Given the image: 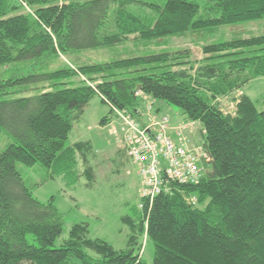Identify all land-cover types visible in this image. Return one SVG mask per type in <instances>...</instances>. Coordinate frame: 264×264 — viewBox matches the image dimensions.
<instances>
[{
    "label": "trees",
    "instance_id": "obj_1",
    "mask_svg": "<svg viewBox=\"0 0 264 264\" xmlns=\"http://www.w3.org/2000/svg\"><path fill=\"white\" fill-rule=\"evenodd\" d=\"M208 2L201 14L188 0H0V66L41 65L130 41L149 45L264 19V0ZM143 7L145 15L134 12ZM201 51L196 63L183 50L76 69L41 67L0 80V139L4 134L12 140L0 152V264H144V235L154 246L153 264H264V110L246 95L235 100L232 114L218 101L264 79V35L207 44ZM79 75L86 81H73ZM16 88L36 94L14 98L21 93ZM96 96L110 108L101 126L111 122L113 107L139 123L145 100L157 113H164L160 106L177 108L183 123L201 126L198 144L211 157L198 185L174 186L121 220L130 231L121 251L92 239L86 223L73 225L56 246L63 215L54 198L47 204L33 198L16 168L39 166L50 180L61 178L72 187L84 179L90 186V143L66 142Z\"/></svg>",
    "mask_w": 264,
    "mask_h": 264
},
{
    "label": "rangeland",
    "instance_id": "obj_2",
    "mask_svg": "<svg viewBox=\"0 0 264 264\" xmlns=\"http://www.w3.org/2000/svg\"><path fill=\"white\" fill-rule=\"evenodd\" d=\"M150 2L152 0H143ZM200 7V13H204L210 7L208 0H188ZM143 16L148 9L145 7L134 11ZM264 35V19L257 22L239 24L235 26H222L210 31H201L196 34L186 33L182 36L165 38L149 45L133 44L131 41L124 46L114 49L87 50L75 55L61 56L59 61L52 63H13L8 66H0V80L27 76L39 73V68L55 70L65 68L72 69L81 65L103 64L132 57L146 56L160 52H174L189 50L192 63L203 59L202 46L218 43L245 40ZM86 81L79 75L73 81ZM99 81V80H98ZM88 85L95 87L97 83L87 81ZM49 87L48 85H45ZM41 87V86H40ZM24 89L14 90L21 93L14 98L33 96L36 93H27ZM12 92V91H10ZM241 95L248 96L259 110H264V79L259 78L249 83L242 91L229 98H220V106L224 113H234L235 100ZM11 97H4L3 100ZM102 99V98H101ZM96 96L85 107L81 118L74 123L73 129L67 139L66 146H72L80 142H89L93 154L90 156V164L95 172V181L88 185V181L82 179L75 186H68L67 182L59 179L50 180L49 174L43 168L35 166L27 168L17 164L26 186L30 189L33 198L43 204H47L54 198V204L64 218V227L61 237L57 240L59 246L68 236L71 227L78 223H86L92 239H101L117 251L127 248L129 229L122 223L124 217H135L140 209V182L135 167L130 163L125 152L123 138L119 132L120 123L113 115L111 122L101 126L100 121L109 115L110 108L107 103H102ZM166 113L170 121L177 125L184 122L181 112L173 107L166 106ZM201 126L193 125L188 135L190 145L202 143L199 135ZM114 131L117 133L114 134ZM6 135L0 139V152L11 142ZM198 207V205H195ZM30 244L32 238L27 237ZM142 250L140 256L144 264H153L154 246L144 235L141 238Z\"/></svg>",
    "mask_w": 264,
    "mask_h": 264
},
{
    "label": "built area",
    "instance_id": "obj_3",
    "mask_svg": "<svg viewBox=\"0 0 264 264\" xmlns=\"http://www.w3.org/2000/svg\"><path fill=\"white\" fill-rule=\"evenodd\" d=\"M112 110L120 123L127 158L140 182L141 210L157 196L171 194L174 186L198 185L206 177L211 157L201 144L190 145L186 134L194 123L174 125L147 100L140 111L142 123L129 113ZM186 202L196 205L197 200L188 197Z\"/></svg>",
    "mask_w": 264,
    "mask_h": 264
},
{
    "label": "crops",
    "instance_id": "obj_4",
    "mask_svg": "<svg viewBox=\"0 0 264 264\" xmlns=\"http://www.w3.org/2000/svg\"><path fill=\"white\" fill-rule=\"evenodd\" d=\"M253 82V81H252ZM251 83V82H250ZM160 107H162L163 109H162V111L164 112V113H166V105H164V106H160ZM168 114V113H167ZM183 118V117H182ZM184 120V119H183ZM183 123V122H182ZM173 124V123H172Z\"/></svg>",
    "mask_w": 264,
    "mask_h": 264
}]
</instances>
